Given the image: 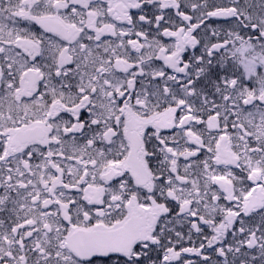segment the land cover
Here are the masks:
<instances>
[{
    "label": "snow or ice",
    "instance_id": "6c2138e0",
    "mask_svg": "<svg viewBox=\"0 0 264 264\" xmlns=\"http://www.w3.org/2000/svg\"><path fill=\"white\" fill-rule=\"evenodd\" d=\"M0 264H264V0H0Z\"/></svg>",
    "mask_w": 264,
    "mask_h": 264
}]
</instances>
